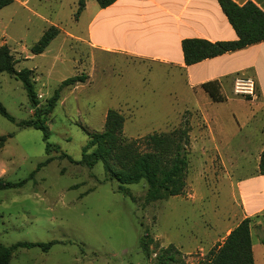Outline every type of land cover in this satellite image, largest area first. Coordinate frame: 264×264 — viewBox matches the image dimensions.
<instances>
[{
  "label": "rangeland",
  "instance_id": "rangeland-1",
  "mask_svg": "<svg viewBox=\"0 0 264 264\" xmlns=\"http://www.w3.org/2000/svg\"><path fill=\"white\" fill-rule=\"evenodd\" d=\"M77 1L13 0L0 10V47L9 48L15 71L32 70L39 108L64 80L86 77L84 83L61 91L45 117L44 140V132L19 126L34 116L22 83L0 74V104L12 118L0 114V137L11 135L0 148V179L26 180L22 187L0 190V245L55 242L47 252L18 249L9 264H154L157 250L168 245L179 250L184 264H197L222 243L240 217L233 186L253 167L248 150L240 145L252 136L246 105L233 95L236 99L210 109L224 127L230 151L238 152L243 163L244 170L227 172L213 145L198 140L200 120L191 112L203 102L183 72L90 49L84 40L99 7L96 0H88L87 9L78 12ZM51 26L58 29L57 37L41 55L32 56L30 48ZM108 110L124 117L126 140L189 128L183 195L145 203L144 183L124 186L125 196L102 164L91 169L76 164L88 137L102 132ZM252 223L254 264H264V236L256 229L257 221ZM143 235L151 240L148 254L140 249Z\"/></svg>",
  "mask_w": 264,
  "mask_h": 264
},
{
  "label": "crops",
  "instance_id": "crops-1",
  "mask_svg": "<svg viewBox=\"0 0 264 264\" xmlns=\"http://www.w3.org/2000/svg\"><path fill=\"white\" fill-rule=\"evenodd\" d=\"M232 1L238 5L251 1L264 12V0ZM87 7L88 0L84 10ZM88 29L84 41L93 51L137 60L143 63L140 65H161L183 72L194 96L201 98L204 104L191 112L200 120L202 134L198 140L213 145L212 148L217 150L215 158L227 172L237 171L243 163L239 161L238 152L230 151L233 146L226 140L224 127L210 109L239 97L233 92L236 77L254 80L256 98L246 100L239 97L242 98L240 102L246 105V123L250 124L252 134L250 142L243 140L240 145L248 150L247 159L251 160L253 167L250 173L240 174L233 186L240 217L226 236L244 219L250 220L251 243L253 221H257L256 229L264 236V175L258 172L260 155L264 151V42L185 66L182 40L198 38L223 42L237 39L216 0H116L106 8H96ZM207 83H215L218 101H214L202 88ZM219 143L230 153L223 152ZM242 158L246 162L245 157ZM228 165L232 167L227 168Z\"/></svg>",
  "mask_w": 264,
  "mask_h": 264
},
{
  "label": "trees",
  "instance_id": "trees-1",
  "mask_svg": "<svg viewBox=\"0 0 264 264\" xmlns=\"http://www.w3.org/2000/svg\"><path fill=\"white\" fill-rule=\"evenodd\" d=\"M116 0H96L100 8L112 5ZM223 15L236 33L234 41L209 42L204 39L188 38L181 41V50L185 66H191L202 61L222 56L226 53L242 50L246 47L264 42V12L253 2L248 1L238 5L232 0H216ZM13 0H0V10L11 4ZM78 12L85 8L86 0H78ZM58 29L55 26L48 28L40 39L32 45V56L41 55L50 43L57 37ZM7 73L22 83L27 94L34 116L19 123L20 127H31L44 132V140L47 139L45 117L51 114L57 105L60 93L64 88L84 83L85 76L70 77L54 90L52 96L46 100L43 108H39V100L35 90L32 70H14V61L6 45L0 47V74ZM202 88L214 100L219 98L216 94L215 83H207ZM0 114L8 120L12 118L5 112L0 104ZM125 119L115 110H108L105 115L102 132L93 133L88 137L86 145L81 151L79 164L88 169L96 164H102L111 180L119 184L118 191L129 196L124 186L144 183L146 187L145 203H151L183 195L186 187L185 177L188 171L189 154V128L186 125L171 133H154L139 139L126 140L122 136ZM11 135L0 137V148L4 146ZM50 144H46V152H49ZM58 151V150H57ZM63 159L65 154L60 155ZM51 162L47 159L38 165L36 171ZM260 175H264V151L260 155L258 166ZM30 175V179L33 177ZM26 183L4 182L0 179V190L15 189ZM151 240L146 235L140 239V249L148 254V246ZM264 246V239H260ZM55 242L41 243H17L9 247L0 245V264H9L12 255L18 249L39 248L47 252ZM154 264H184L181 253L175 246L168 245L159 248L155 254ZM197 264H254L252 243L250 235V220H242L224 238L221 244L210 250L205 259Z\"/></svg>",
  "mask_w": 264,
  "mask_h": 264
},
{
  "label": "built area",
  "instance_id": "built-area-1",
  "mask_svg": "<svg viewBox=\"0 0 264 264\" xmlns=\"http://www.w3.org/2000/svg\"><path fill=\"white\" fill-rule=\"evenodd\" d=\"M233 92L236 96L246 100H254L256 98L254 80L245 76L236 77L233 83Z\"/></svg>",
  "mask_w": 264,
  "mask_h": 264
}]
</instances>
